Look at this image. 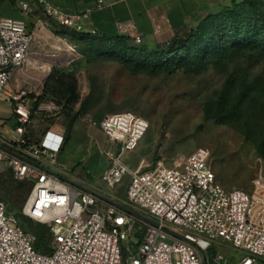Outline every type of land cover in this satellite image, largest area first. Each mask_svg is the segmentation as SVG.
<instances>
[{
    "label": "built area",
    "instance_id": "obj_1",
    "mask_svg": "<svg viewBox=\"0 0 264 264\" xmlns=\"http://www.w3.org/2000/svg\"><path fill=\"white\" fill-rule=\"evenodd\" d=\"M37 1L60 26L82 32L91 21L92 7L70 14L48 0ZM103 4L104 0H98L99 6ZM19 6L32 12L24 0ZM152 19L157 35L169 22L161 9ZM127 33L136 45L143 43L132 29ZM32 42L27 23L3 16L0 8V93L28 62ZM40 96L27 89L10 96L15 124L13 137L0 130V164L13 180L31 186L22 213L49 227L52 251H39L37 235L25 230L0 199V264H123V242L131 237L136 238L137 254L127 264H264L263 171L252 190L228 189L217 180L208 148H198L171 165L142 160L131 169L123 156L138 147L150 122L131 111L110 113L100 127L119 150L109 152L112 163L101 178L116 187L130 177L127 202L143 214L135 213L72 185L51 169L60 165L65 137L57 138L48 130L37 142L30 128L38 115L43 120L58 118L66 104L39 100ZM90 121L92 126L99 125ZM222 247L240 250L244 256L234 262Z\"/></svg>",
    "mask_w": 264,
    "mask_h": 264
},
{
    "label": "rangeland",
    "instance_id": "obj_2",
    "mask_svg": "<svg viewBox=\"0 0 264 264\" xmlns=\"http://www.w3.org/2000/svg\"><path fill=\"white\" fill-rule=\"evenodd\" d=\"M19 1L17 0L14 8L5 3L2 7L3 14L16 16L14 11L17 10L25 16L33 36L31 56H37L41 61L58 60L56 70L69 76L66 81L77 83L78 99L71 102L63 99L64 104H68V110L58 118L45 120L61 124L59 128L50 130V134L57 138H64L67 128L73 130L76 126L80 134L71 130L72 143L87 154L86 160L75 166L68 177L59 175L74 183H81L76 175L82 171L86 173L87 164L91 167L110 166L112 159L109 152L116 154L119 147L117 144L112 145L103 134H96L94 131L101 128L100 123L106 115L131 111L150 122V128L138 147L134 151H127L123 156L124 163L131 169H136L142 160L149 164L163 160L171 165L198 148H208L212 155V168L222 186L228 189L240 187L247 191L253 189L254 180L261 171L264 172V146L261 145L264 140V98L260 100L261 110L251 105L237 122L231 124H220L206 118L204 106L207 101L217 98L230 73L238 74L248 70L250 78L257 75L264 77V59L253 60L241 56L230 61L225 71L212 65L202 73L179 70L157 76L133 74L116 61L86 53L85 43L71 38L55 20L48 18L37 0H24L32 8V12L28 14L20 8ZM33 2L41 7L40 11L33 10ZM54 54L58 56L55 57ZM46 74L37 80L31 79V83L24 88L42 94L51 72L46 71ZM33 82L36 86L34 89ZM17 83L15 74L0 93V130L10 137H13L15 122L14 107L9 98L11 93L19 89ZM42 98L50 101L52 94L43 93ZM89 119L99 124L98 127H93L92 134L88 132L92 126ZM86 135L88 137L85 138ZM86 178L91 181L90 191L107 199L117 197L118 204L141 214L126 199L129 176L116 187H109L101 177L87 175ZM10 182L15 181L7 167L0 164V193L4 192L15 204H19L25 194L22 191L13 194ZM4 202L8 204L7 201ZM26 223L33 224L29 220ZM34 225L38 223L34 222L33 227ZM48 237L51 238L49 234ZM135 240V237H131L123 242V246L129 250L128 259L137 254ZM222 249L234 262L244 256V253L232 247Z\"/></svg>",
    "mask_w": 264,
    "mask_h": 264
},
{
    "label": "trees",
    "instance_id": "obj_3",
    "mask_svg": "<svg viewBox=\"0 0 264 264\" xmlns=\"http://www.w3.org/2000/svg\"><path fill=\"white\" fill-rule=\"evenodd\" d=\"M12 8L17 0H0L1 14L3 5ZM71 38L85 43V52L106 60L124 65L131 73L148 75L172 74L179 70L188 73H202L210 66L225 71L229 62L241 56L253 60L264 59V7L257 0L233 2L217 13L202 19L198 25L184 36L173 38L169 43L154 48L136 45L125 34L105 35L97 32H78L61 26ZM69 76L51 70L44 92L52 94V100L62 104L78 99L77 83L68 82ZM43 93L39 100H42ZM264 98V77L250 78L249 71L230 73L215 100L207 101L204 106L206 118L220 124L237 122L251 105L262 109ZM68 104H66V111ZM71 128H67L64 144L71 138ZM264 146V140L261 143ZM64 147V145H63ZM63 149V148H62ZM15 181V180H14ZM11 192H24L25 198L19 204L10 200L7 194L0 193V199L7 201L8 212L14 213L27 231L37 235L35 247L42 252L52 251L49 227L45 224L34 225L22 213V208L31 190L25 182H10ZM23 219V221H21ZM27 220L32 221L30 225ZM34 228V229H33ZM128 250L123 246V264H127Z\"/></svg>",
    "mask_w": 264,
    "mask_h": 264
},
{
    "label": "crops",
    "instance_id": "obj_4",
    "mask_svg": "<svg viewBox=\"0 0 264 264\" xmlns=\"http://www.w3.org/2000/svg\"><path fill=\"white\" fill-rule=\"evenodd\" d=\"M48 1L70 14H76L92 7L91 21L85 24V31L87 32L94 31L105 35H130L127 33V30L132 29L133 34H139L143 37V43L141 45L154 48L159 44H165L171 41L175 37L186 35L191 29L195 28L202 19L210 14L221 11L233 2H241L244 0H104L102 6L98 5V0ZM257 1L262 6L264 5V0ZM40 8L38 4L33 2V10L35 12L40 11ZM158 9L165 12L169 18V22L163 26L162 32L157 35L154 33L155 25L152 16ZM14 13L16 16L10 17L26 22L23 14H20L17 10H15ZM54 56L56 57L58 54H54ZM58 64L59 61L56 59L41 61L37 56H31L30 51L28 62L24 67L15 72L18 82L17 88L19 89L11 93V95L18 93L21 89L30 90L24 87L31 83V79L34 81L39 79L42 75H47L46 71L51 72L52 68L56 67ZM35 87L33 82V89ZM60 125L61 124L58 122L53 124L48 123L41 117L39 118V116H36L33 127L30 128V133L33 140L39 142L46 131L56 127L59 128ZM93 127L98 126H91V128L88 129L89 134H92ZM76 128L75 126L72 132L74 133V131H76L80 134ZM94 132L96 134H103L104 137L107 138L102 128ZM73 133L71 138L64 144L60 153V165L51 168L54 172L56 171L58 175L61 174L68 177L70 172L74 170V167L82 164L87 158V154L82 153L80 148L75 143H72ZM84 137L86 138L88 136L86 135ZM108 167L109 164L97 167H91L90 164H87L85 167L86 173L82 171L76 175L81 183H74L70 179L61 175L59 176L76 187L89 190V182L91 181H88L86 178L87 175L93 178H100ZM116 198L117 197H109V199H105L111 203H118Z\"/></svg>",
    "mask_w": 264,
    "mask_h": 264
},
{
    "label": "water",
    "instance_id": "obj_5",
    "mask_svg": "<svg viewBox=\"0 0 264 264\" xmlns=\"http://www.w3.org/2000/svg\"><path fill=\"white\" fill-rule=\"evenodd\" d=\"M113 204H115V205H117V206H119V207H121V208H125L123 205H121V204H118V203H115V202H112Z\"/></svg>",
    "mask_w": 264,
    "mask_h": 264
}]
</instances>
